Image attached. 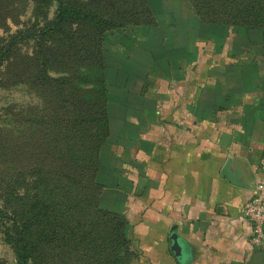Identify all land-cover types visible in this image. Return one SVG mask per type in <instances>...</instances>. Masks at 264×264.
<instances>
[{
    "label": "crops",
    "instance_id": "crops-1",
    "mask_svg": "<svg viewBox=\"0 0 264 264\" xmlns=\"http://www.w3.org/2000/svg\"><path fill=\"white\" fill-rule=\"evenodd\" d=\"M207 43L213 48L194 41L190 54L184 40L180 53L122 54L136 62L126 63L119 91L129 94L115 96L113 112L127 100V114L112 116L108 92L100 201L127 218L141 264H178L173 226L190 254L187 264H264L241 216L264 178V54ZM229 160L245 187L222 176Z\"/></svg>",
    "mask_w": 264,
    "mask_h": 264
},
{
    "label": "trees",
    "instance_id": "trees-1",
    "mask_svg": "<svg viewBox=\"0 0 264 264\" xmlns=\"http://www.w3.org/2000/svg\"><path fill=\"white\" fill-rule=\"evenodd\" d=\"M54 1L55 18L24 37L38 40L32 56L22 57L18 48L16 54L13 51L20 40L18 34L11 37L7 49L0 51V68L15 55L12 85L23 84L47 100L44 115L27 116L23 121L31 133L44 132L45 136L38 140L59 163L58 170L49 177L55 182V190L49 191L48 198L59 196L61 200L52 209L51 202L34 196L29 215L22 218L10 217L0 210V220L10 222L4 225L5 238L16 251L18 264L40 260V251L52 245L54 239L72 246L68 250L72 259L69 264H128L132 255L129 222L124 215L98 206L100 187L95 182L100 150L109 134L102 40L113 28L151 25L150 12L146 0H140V7L133 6L129 12L119 9L115 14L120 21L114 23L100 16L98 5L87 6L78 0ZM13 8L0 0V26L6 25ZM195 8L209 23L222 22L203 11L213 10L210 5L196 4ZM234 12L240 15H230L223 23L258 30L264 54V0H253L246 10ZM137 15L140 19H133ZM9 143L1 140L0 147L7 150ZM73 193L74 198L68 196ZM60 260L66 264V258Z\"/></svg>",
    "mask_w": 264,
    "mask_h": 264
},
{
    "label": "rangeland",
    "instance_id": "rangeland-1",
    "mask_svg": "<svg viewBox=\"0 0 264 264\" xmlns=\"http://www.w3.org/2000/svg\"><path fill=\"white\" fill-rule=\"evenodd\" d=\"M78 1H82L87 6L98 5L101 10L100 16L105 21H114V23L120 21L115 14L120 11L119 9L129 12L128 9L133 6L140 7V0ZM6 2L14 5V12L7 16L6 25L0 26V51L6 48L11 37L21 34L20 40L18 39L19 43L16 45V49L13 47V51L16 54L18 48L17 52H20L22 57L32 56L37 49L38 40L24 37L37 31L39 25L44 27L45 23L55 18L57 2L54 0H6ZM146 2L150 12V20L147 19L151 25L128 24L123 28H113L103 36L102 50L106 67V89L111 94L110 113L112 116L127 114L130 109L129 101L126 100L125 105L128 107L121 108L117 105V111L113 112L115 96L124 95L127 97L129 94V92L119 91L122 88V78H126L124 71L128 68L126 63L136 62L135 60L120 59L123 57L122 54L125 55L130 51L147 55L156 52L180 53L183 48L180 43L183 40L185 41L184 52L190 54L193 51L191 48L194 41L199 43L201 49L213 48L212 44L207 43L208 39L215 41L218 47L227 43V50L233 46L235 51L241 47L248 48L254 53L263 51L261 47L262 35L258 30L233 27L223 23L230 15H240L234 10H246L253 0H146ZM196 4L210 5L213 10L207 8L203 11L217 19L216 21L222 22L211 24L203 19L195 8ZM133 19H140V17L137 15ZM231 42H233L232 45ZM177 43L180 45L178 46ZM176 47L179 49L176 50ZM14 59L15 55L11 60L5 61L0 68V145L1 140L2 143H4V139L10 141L7 150L0 147V210L10 217L17 215L22 218V216L29 215V206L34 196L51 202L52 209L59 206L61 198L59 196L48 198L49 191L55 190V182L50 181L49 177L58 170L59 163L51 157V151H44L45 145L38 140L42 139L45 134H43L44 132L41 134L31 133L28 130V124L23 121V118L27 116L44 115L42 110L46 108L47 100L43 97L40 98L23 84L12 85L11 75L16 71ZM7 82L8 87L5 86ZM53 101L55 100L53 99ZM108 148L106 144V151ZM38 170H43L45 174L39 173ZM95 182L100 187L98 206L105 211L114 212L101 204L100 195L103 186L97 182V175ZM64 185L65 182L62 184V188ZM44 189L46 190L44 191ZM109 189V186H105L106 191ZM68 196L74 198L75 193ZM106 206L109 207L108 204ZM9 223L7 220H0V264H18L16 251L5 238L4 225H9ZM70 248L72 246L62 244L58 239H54L52 245L40 251L42 258L29 264H61L60 259L64 258H66V264H69L72 261L68 254ZM130 252L132 255L128 264H141L142 252L132 241Z\"/></svg>",
    "mask_w": 264,
    "mask_h": 264
},
{
    "label": "built area",
    "instance_id": "built-area-1",
    "mask_svg": "<svg viewBox=\"0 0 264 264\" xmlns=\"http://www.w3.org/2000/svg\"><path fill=\"white\" fill-rule=\"evenodd\" d=\"M259 168L264 171V155ZM241 216L250 226V245L264 255V178L254 183L251 197L241 208Z\"/></svg>",
    "mask_w": 264,
    "mask_h": 264
},
{
    "label": "water",
    "instance_id": "water-1",
    "mask_svg": "<svg viewBox=\"0 0 264 264\" xmlns=\"http://www.w3.org/2000/svg\"><path fill=\"white\" fill-rule=\"evenodd\" d=\"M222 176L232 185L238 187H245L244 183L241 180V174L237 171L232 170L231 161L229 160L223 171ZM170 251L173 257L176 259L178 264H187V260L190 258V254L186 249L185 244L182 242V239L177 233V227L173 226L170 229Z\"/></svg>",
    "mask_w": 264,
    "mask_h": 264
}]
</instances>
